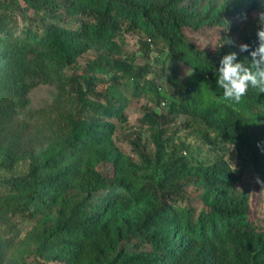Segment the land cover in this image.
<instances>
[{"label":"trees","instance_id":"obj_1","mask_svg":"<svg viewBox=\"0 0 264 264\" xmlns=\"http://www.w3.org/2000/svg\"><path fill=\"white\" fill-rule=\"evenodd\" d=\"M22 1L41 20L61 9L80 25L50 22L40 30L28 16L18 31L12 13L19 1L0 0V164L10 170L20 159L29 161L26 172L0 178V264H25L28 239L36 244L34 256L47 264H264V229L251 214L248 192L232 187L245 165L264 181V93L249 88L238 104L224 100L216 69L225 54L239 49L219 47L210 54L183 33L184 27L221 26L228 39L238 31L250 45L238 60L250 62L259 24L246 5L264 11V0ZM233 18L244 20L242 30ZM125 32L162 41L167 56L193 70L169 102L168 116L152 110L141 116L155 151L141 153L139 162L112 138V119H126L122 82L131 79L134 95L161 96L146 77L148 65L122 56ZM89 50L95 58L80 74L66 76L64 69ZM106 74L108 82L98 79ZM39 84L57 87V106L73 93L77 108L49 120L48 133L37 136L44 146L19 148L21 130H9V122ZM179 115L204 142L216 136L232 148V159L180 154L165 165L173 140L169 126ZM234 158L239 165L232 166ZM185 184L205 190L204 208L181 203ZM16 215L35 219L23 238Z\"/></svg>","mask_w":264,"mask_h":264},{"label":"rangeland","instance_id":"obj_2","mask_svg":"<svg viewBox=\"0 0 264 264\" xmlns=\"http://www.w3.org/2000/svg\"><path fill=\"white\" fill-rule=\"evenodd\" d=\"M18 1L19 6L14 7L15 12L12 13V16L16 17L13 25L18 31H21L22 26L26 25L25 17L28 16L33 17L34 28L39 27L40 30L46 23L50 22H56L69 28H77L80 25L79 19L68 16L61 9L54 18L45 17L44 20H41V15L36 16L32 10L25 9V4L22 0ZM246 8L248 13L257 19L255 14L260 12L259 7L254 4H247ZM233 19L237 22L238 29L242 30L245 24L244 20L241 18ZM226 32H228V29L221 26H204L198 30L190 27L183 28V33L189 41L198 49L205 50L210 54H213L215 49L224 43L222 35ZM231 38L235 41V44H224L222 47L239 49V44H242L239 32L233 33ZM119 39L122 43L123 57L131 61L135 66L148 65L150 72L146 77L154 81L161 96V100L157 101L152 92L134 95L131 79L125 78L122 82V91L128 99L124 110L126 119L125 121H120L116 118L112 119L115 123V131L112 138L121 151L129 155L134 161L139 162L141 153L153 155L155 151L154 145L150 140L149 130L140 123L141 116L146 110L167 115L169 102L177 99V94L182 89L181 84L185 83L187 76L192 74L193 70L186 64L167 56V47L162 41L152 42L138 32H125ZM95 56L96 52L89 50L76 63L64 69L65 75L80 74L87 60L94 59ZM156 58L159 59L158 62L154 61ZM108 78L109 74H106L99 76L98 79L108 82ZM101 86L103 84H99V87ZM57 93L58 89L54 84H39L28 92V105L9 122V130H21L19 148L26 147L37 150L44 146L45 142L42 139L38 140L37 136L48 133L47 123L53 118L58 119L61 114L75 112L77 102L74 94L65 93L59 106H57L55 101ZM174 118L175 124H171L168 130V135H172L173 140L171 142L172 145L171 143L167 145V153L164 158L165 165L169 164L173 158L180 154L188 158L202 159L223 156L225 159H232V148H226L227 145L222 144L218 137L215 136L212 143L204 142L196 132L184 126L188 120L187 116L179 115ZM173 132L174 134H172ZM211 137L213 138V135ZM28 162L26 158L20 159L13 164L10 170L3 168L0 164V178L26 172L28 170ZM231 163L232 166L240 164L237 158H234ZM242 169L240 178L232 187L248 192L251 214L258 225L264 229V184L257 182L251 166L245 165ZM160 175L161 171L157 169L156 178ZM0 191L4 192L5 186L0 185ZM182 192L181 203L183 205L194 207L196 211L204 208V189L185 184ZM13 221L19 231V238H23L28 233L35 219L16 215ZM35 247L34 240H24L22 256L25 264H47L34 256Z\"/></svg>","mask_w":264,"mask_h":264},{"label":"clouds","instance_id":"obj_3","mask_svg":"<svg viewBox=\"0 0 264 264\" xmlns=\"http://www.w3.org/2000/svg\"><path fill=\"white\" fill-rule=\"evenodd\" d=\"M255 15L259 24L256 33L259 43L258 47L250 52L251 61L238 60L239 53L248 52L250 49L249 44L242 43L238 46L239 52L231 51L225 54L216 69L218 75L216 83L217 87L223 90V99L237 104L247 95L249 88L258 89L264 93V11L257 12ZM224 44L233 45L235 41L231 38L224 39L220 47ZM257 182L264 184V181L259 178Z\"/></svg>","mask_w":264,"mask_h":264},{"label":"water","instance_id":"obj_4","mask_svg":"<svg viewBox=\"0 0 264 264\" xmlns=\"http://www.w3.org/2000/svg\"><path fill=\"white\" fill-rule=\"evenodd\" d=\"M158 60H159V59H158V58H156L154 61H155V62H158Z\"/></svg>","mask_w":264,"mask_h":264},{"label":"built area","instance_id":"obj_5","mask_svg":"<svg viewBox=\"0 0 264 264\" xmlns=\"http://www.w3.org/2000/svg\"><path fill=\"white\" fill-rule=\"evenodd\" d=\"M149 40V39H148ZM264 123V120L262 121Z\"/></svg>","mask_w":264,"mask_h":264}]
</instances>
